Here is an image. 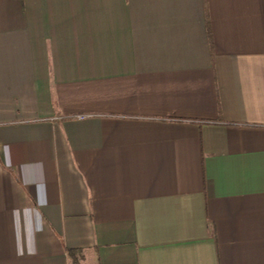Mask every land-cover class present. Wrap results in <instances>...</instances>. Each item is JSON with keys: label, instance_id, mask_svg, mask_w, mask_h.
Returning <instances> with one entry per match:
<instances>
[{"label": "crops", "instance_id": "0c3cea01", "mask_svg": "<svg viewBox=\"0 0 264 264\" xmlns=\"http://www.w3.org/2000/svg\"><path fill=\"white\" fill-rule=\"evenodd\" d=\"M67 249L264 264V0H0V264Z\"/></svg>", "mask_w": 264, "mask_h": 264}, {"label": "trees", "instance_id": "16d2710c", "mask_svg": "<svg viewBox=\"0 0 264 264\" xmlns=\"http://www.w3.org/2000/svg\"><path fill=\"white\" fill-rule=\"evenodd\" d=\"M66 253L69 256V258L71 259L72 264H80V262H79V260H80L79 251L72 250V249H67Z\"/></svg>", "mask_w": 264, "mask_h": 264}, {"label": "built area", "instance_id": "2783aa9c", "mask_svg": "<svg viewBox=\"0 0 264 264\" xmlns=\"http://www.w3.org/2000/svg\"><path fill=\"white\" fill-rule=\"evenodd\" d=\"M85 116H78L77 119H84Z\"/></svg>", "mask_w": 264, "mask_h": 264}]
</instances>
